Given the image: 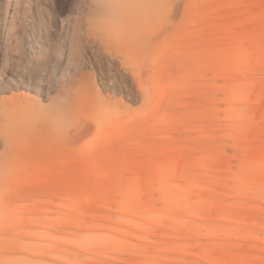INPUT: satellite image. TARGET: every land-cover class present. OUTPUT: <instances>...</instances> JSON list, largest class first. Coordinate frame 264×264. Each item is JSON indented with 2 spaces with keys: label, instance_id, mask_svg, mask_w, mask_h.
I'll list each match as a JSON object with an SVG mask.
<instances>
[{
  "label": "rangeland",
  "instance_id": "obj_1",
  "mask_svg": "<svg viewBox=\"0 0 264 264\" xmlns=\"http://www.w3.org/2000/svg\"><path fill=\"white\" fill-rule=\"evenodd\" d=\"M2 154L0 264H264V0H0Z\"/></svg>",
  "mask_w": 264,
  "mask_h": 264
},
{
  "label": "bare ground",
  "instance_id": "obj_2",
  "mask_svg": "<svg viewBox=\"0 0 264 264\" xmlns=\"http://www.w3.org/2000/svg\"><path fill=\"white\" fill-rule=\"evenodd\" d=\"M22 83L23 86H30L31 82L29 80H22L20 81ZM30 90V89H28ZM52 109L54 111H60L62 110L60 105L54 104L52 106ZM8 158L6 157L5 154L0 155V189L4 188L3 186L6 185L9 180H11V176H10V169H11V161H7ZM8 174V176L6 177L5 175ZM25 228V227H24ZM22 245V243H19ZM25 245V243H24ZM27 245V244H26Z\"/></svg>",
  "mask_w": 264,
  "mask_h": 264
}]
</instances>
